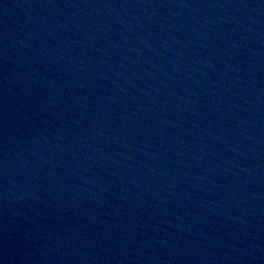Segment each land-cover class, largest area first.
I'll use <instances>...</instances> for the list:
<instances>
[{"label": "water", "instance_id": "95a60500", "mask_svg": "<svg viewBox=\"0 0 264 264\" xmlns=\"http://www.w3.org/2000/svg\"><path fill=\"white\" fill-rule=\"evenodd\" d=\"M0 264H264V0H0Z\"/></svg>", "mask_w": 264, "mask_h": 264}]
</instances>
